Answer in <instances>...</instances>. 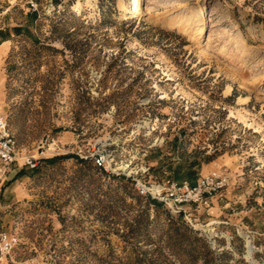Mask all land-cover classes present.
Masks as SVG:
<instances>
[{
	"label": "rangeland",
	"instance_id": "1",
	"mask_svg": "<svg viewBox=\"0 0 264 264\" xmlns=\"http://www.w3.org/2000/svg\"><path fill=\"white\" fill-rule=\"evenodd\" d=\"M95 1L0 0L2 264H264V0ZM212 172L207 210L136 193Z\"/></svg>",
	"mask_w": 264,
	"mask_h": 264
},
{
	"label": "built area",
	"instance_id": "2",
	"mask_svg": "<svg viewBox=\"0 0 264 264\" xmlns=\"http://www.w3.org/2000/svg\"><path fill=\"white\" fill-rule=\"evenodd\" d=\"M90 157L94 167L105 172L108 170V155L105 149L100 148L93 151ZM14 161L15 141L9 132L7 118L0 108V184L6 173V167ZM26 164L29 168L36 166L33 159H27ZM228 182L229 177L226 174L212 172L202 176L193 184L187 181L172 180L166 182L154 181L152 183L139 182L136 185V193L139 197L157 201L170 212L185 213L186 207L207 210L210 199L222 191L228 185ZM16 244L17 239L15 237L0 230V264H2L3 259H7Z\"/></svg>",
	"mask_w": 264,
	"mask_h": 264
},
{
	"label": "bare ground",
	"instance_id": "3",
	"mask_svg": "<svg viewBox=\"0 0 264 264\" xmlns=\"http://www.w3.org/2000/svg\"><path fill=\"white\" fill-rule=\"evenodd\" d=\"M82 1H83L84 5L89 9H94L97 6V3L95 0H76L74 8L79 9V7H81V5H82ZM131 5L133 6V9L135 11H139L141 9L142 1L141 0H132ZM206 5H207V2H204L203 4H201L200 12H202L205 9ZM117 8L122 9V10L126 9V3L123 0H118L117 1ZM200 22L203 24V20H200ZM241 87H244V86H241ZM146 125H147V123H146ZM246 248H247V256H250L252 254V252L255 250L254 247L249 242H247ZM2 261L4 262L5 260L3 259Z\"/></svg>",
	"mask_w": 264,
	"mask_h": 264
}]
</instances>
